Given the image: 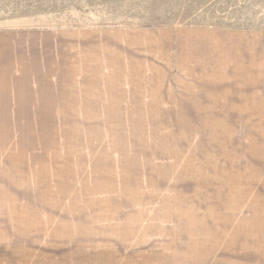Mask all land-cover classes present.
Instances as JSON below:
<instances>
[{
    "label": "rangeland",
    "instance_id": "1",
    "mask_svg": "<svg viewBox=\"0 0 264 264\" xmlns=\"http://www.w3.org/2000/svg\"><path fill=\"white\" fill-rule=\"evenodd\" d=\"M173 26L264 31V0H0L82 62L0 113V264H109L110 218L115 264H264V83L180 84Z\"/></svg>",
    "mask_w": 264,
    "mask_h": 264
},
{
    "label": "crops",
    "instance_id": "2",
    "mask_svg": "<svg viewBox=\"0 0 264 264\" xmlns=\"http://www.w3.org/2000/svg\"><path fill=\"white\" fill-rule=\"evenodd\" d=\"M162 32L160 37L164 36L166 41L175 40L174 62L186 78L180 84L206 81L210 74L218 75L214 78L216 82L228 81L232 68L242 82L264 83V31L173 26ZM53 36L0 34V113H16L19 89L42 90V97L43 91L46 94L45 91L66 89L67 76L81 75L80 59L68 64L60 61V44ZM147 42L152 41L144 43ZM150 44L160 45L156 40ZM117 194L116 189L109 188V204L114 203ZM124 223L125 229L115 231V222L112 218L109 220V264L118 260L112 241H117V237L129 241L136 235L126 237L132 231L127 229L129 221ZM139 238L143 237L139 235Z\"/></svg>",
    "mask_w": 264,
    "mask_h": 264
}]
</instances>
